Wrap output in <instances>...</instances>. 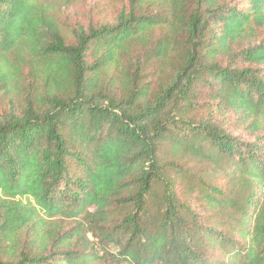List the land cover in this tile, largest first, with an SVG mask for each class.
<instances>
[{"label": "trees", "instance_id": "obj_1", "mask_svg": "<svg viewBox=\"0 0 264 264\" xmlns=\"http://www.w3.org/2000/svg\"><path fill=\"white\" fill-rule=\"evenodd\" d=\"M55 8L0 0V264H264V0Z\"/></svg>", "mask_w": 264, "mask_h": 264}, {"label": "rangeland", "instance_id": "obj_2", "mask_svg": "<svg viewBox=\"0 0 264 264\" xmlns=\"http://www.w3.org/2000/svg\"><path fill=\"white\" fill-rule=\"evenodd\" d=\"M55 6V15L64 28L70 33L77 26L92 23H106L115 19L118 13L128 8L130 0H49ZM8 99L1 101L0 109L8 107Z\"/></svg>", "mask_w": 264, "mask_h": 264}]
</instances>
